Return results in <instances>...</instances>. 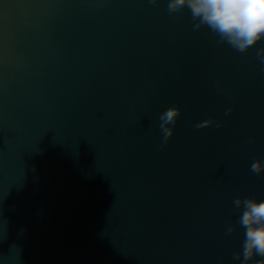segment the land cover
<instances>
[{"label": "water", "instance_id": "95a60500", "mask_svg": "<svg viewBox=\"0 0 264 264\" xmlns=\"http://www.w3.org/2000/svg\"><path fill=\"white\" fill-rule=\"evenodd\" d=\"M168 2L0 0V264H242L264 41L240 53Z\"/></svg>", "mask_w": 264, "mask_h": 264}, {"label": "clouds", "instance_id": "9594fccd", "mask_svg": "<svg viewBox=\"0 0 264 264\" xmlns=\"http://www.w3.org/2000/svg\"><path fill=\"white\" fill-rule=\"evenodd\" d=\"M156 4L158 0H150ZM187 8L194 23V30L206 26L216 36L218 43H226L240 53L264 41V0H169L168 12L180 13ZM257 58L264 64V47L257 53ZM229 108L226 114H231ZM181 112L179 108L172 107L164 111L159 119V128L163 137V144H167L174 135V126ZM215 122L207 120L197 124V128L211 126ZM222 127L221 124H216ZM250 171L255 174L264 172V162L256 161L251 165ZM236 211H241L237 223L245 229V239L242 253H236L233 259L240 260L242 264H249L254 257H261L256 264H264V201L254 198H236L233 201ZM235 226L227 229L231 235Z\"/></svg>", "mask_w": 264, "mask_h": 264}]
</instances>
